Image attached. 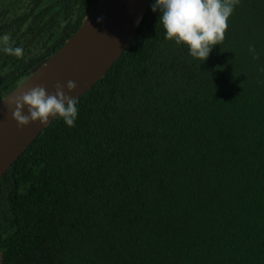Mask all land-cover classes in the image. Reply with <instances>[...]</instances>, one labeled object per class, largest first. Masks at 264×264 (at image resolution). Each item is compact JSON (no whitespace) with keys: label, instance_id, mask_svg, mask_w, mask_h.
<instances>
[{"label":"trees","instance_id":"trees-1","mask_svg":"<svg viewBox=\"0 0 264 264\" xmlns=\"http://www.w3.org/2000/svg\"><path fill=\"white\" fill-rule=\"evenodd\" d=\"M97 2L0 0V102ZM152 2L75 125L0 180V264H264V0H239L206 62Z\"/></svg>","mask_w":264,"mask_h":264},{"label":"water","instance_id":"water-1","mask_svg":"<svg viewBox=\"0 0 264 264\" xmlns=\"http://www.w3.org/2000/svg\"><path fill=\"white\" fill-rule=\"evenodd\" d=\"M151 0H98L78 30L0 103V180L45 130L39 122L19 127L8 101L36 86L54 94L56 85L78 99L112 68L139 29ZM77 87L69 92L67 82ZM27 114V108H25ZM51 119V118H50Z\"/></svg>","mask_w":264,"mask_h":264},{"label":"clouds","instance_id":"clouds-1","mask_svg":"<svg viewBox=\"0 0 264 264\" xmlns=\"http://www.w3.org/2000/svg\"><path fill=\"white\" fill-rule=\"evenodd\" d=\"M238 3L239 0H153L150 7L158 13L157 26L162 27L166 40L186 47L191 57L206 62L223 41L228 20ZM3 51L16 57L22 53L18 47H5ZM64 87L57 84L54 94H50L45 87L36 86L8 101L18 126L33 122L47 126L52 120H62L73 127L78 117L77 101L65 93ZM66 87L71 92L77 85L69 80Z\"/></svg>","mask_w":264,"mask_h":264}]
</instances>
